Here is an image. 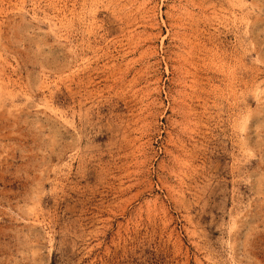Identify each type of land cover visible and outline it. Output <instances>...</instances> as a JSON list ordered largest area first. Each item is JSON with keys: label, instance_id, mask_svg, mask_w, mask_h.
<instances>
[{"label": "rangeland", "instance_id": "1", "mask_svg": "<svg viewBox=\"0 0 264 264\" xmlns=\"http://www.w3.org/2000/svg\"><path fill=\"white\" fill-rule=\"evenodd\" d=\"M0 264H264V0H0Z\"/></svg>", "mask_w": 264, "mask_h": 264}]
</instances>
